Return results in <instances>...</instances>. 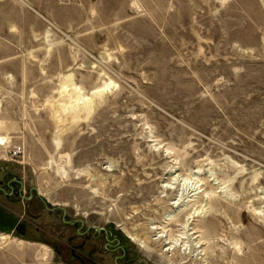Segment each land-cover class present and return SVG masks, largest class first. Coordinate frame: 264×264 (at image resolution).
<instances>
[{
    "label": "rangeland",
    "instance_id": "rangeland-1",
    "mask_svg": "<svg viewBox=\"0 0 264 264\" xmlns=\"http://www.w3.org/2000/svg\"><path fill=\"white\" fill-rule=\"evenodd\" d=\"M0 189V264H264V0H0Z\"/></svg>",
    "mask_w": 264,
    "mask_h": 264
},
{
    "label": "flooded vegetation",
    "instance_id": "flooded-vegetation-1",
    "mask_svg": "<svg viewBox=\"0 0 264 264\" xmlns=\"http://www.w3.org/2000/svg\"><path fill=\"white\" fill-rule=\"evenodd\" d=\"M17 183H15L16 185ZM20 186V185H19ZM9 193H5L4 189H0L1 192L6 194V198L11 199L14 197V189L7 186ZM18 196L19 193L17 192ZM70 227H74L75 222L69 223ZM81 226L76 229L74 235L67 238L64 249L68 251L67 258L75 261L78 264H110L107 260L111 258L114 252L121 250V255L115 258L119 259L115 262H126L127 264L133 263V259L130 257L131 251L125 250L122 246L120 237L114 233H109L107 230H80ZM104 231V232H102ZM78 241H76V239ZM104 239L106 247L105 249L97 248L98 242Z\"/></svg>",
    "mask_w": 264,
    "mask_h": 264
},
{
    "label": "bare ground",
    "instance_id": "bare-ground-1",
    "mask_svg": "<svg viewBox=\"0 0 264 264\" xmlns=\"http://www.w3.org/2000/svg\"><path fill=\"white\" fill-rule=\"evenodd\" d=\"M20 149H21V148H20ZM20 152H21V151H20ZM166 186H167V185H166ZM193 189H194L195 194L193 193L194 195H193L192 197H194V196H196L197 194H200V193H201V192H198V191H197L199 188L197 189V187H196V188H193ZM196 189H197V190H196ZM190 195H192V194H190ZM197 196H198V195H197ZM188 197H189V199L192 198L191 196H188ZM188 197H187V198H188ZM195 199H196V198H195ZM195 199H194V200H195ZM190 200H191V199H190ZM190 200L187 201V202H184V203L182 202V203H183L182 207H183V206H186V208H188L189 206L187 207V204H188L189 202H192L193 199H192L191 201H190ZM185 201H186V200H185ZM180 202H181L180 200H175V202L171 203V205H172L173 207H179V206H181V203H180ZM186 208H185V209H186ZM178 210H179V209H178ZM202 210H204V208H202ZM183 211H184V208L181 209V215H182V212H183ZM200 211H201V210H200ZM178 212H179V211H178ZM185 212H186V211H185ZM198 213H199V212L195 211V212L193 213L192 217H189V218H188L187 223H190V222H191L190 219H194L195 215L198 214ZM179 214H180V213H179ZM192 222H193V221H192ZM183 228H185V229L187 230V226H186V225H185ZM131 237H132V236H131ZM162 237H163V236H162ZM131 239H133L134 242H138V241H139L136 237L131 238ZM141 247L144 248V249H146V250L148 249V248H147V244H146L145 242H141Z\"/></svg>",
    "mask_w": 264,
    "mask_h": 264
},
{
    "label": "built area",
    "instance_id": "built-area-1",
    "mask_svg": "<svg viewBox=\"0 0 264 264\" xmlns=\"http://www.w3.org/2000/svg\"><path fill=\"white\" fill-rule=\"evenodd\" d=\"M20 153V148H17V149H15L14 151H13V156H16L17 154H19Z\"/></svg>",
    "mask_w": 264,
    "mask_h": 264
},
{
    "label": "water",
    "instance_id": "water-1",
    "mask_svg": "<svg viewBox=\"0 0 264 264\" xmlns=\"http://www.w3.org/2000/svg\"><path fill=\"white\" fill-rule=\"evenodd\" d=\"M34 191H35L36 195L39 197V193L35 189H34ZM41 201L44 202L42 199H41ZM97 230L100 231V230H103V229L102 228H97Z\"/></svg>",
    "mask_w": 264,
    "mask_h": 264
}]
</instances>
